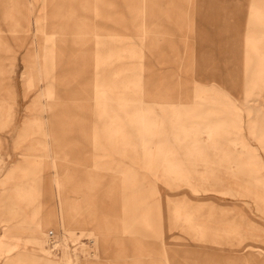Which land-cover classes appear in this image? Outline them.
<instances>
[{
	"label": "rangeland",
	"instance_id": "rangeland-1",
	"mask_svg": "<svg viewBox=\"0 0 264 264\" xmlns=\"http://www.w3.org/2000/svg\"><path fill=\"white\" fill-rule=\"evenodd\" d=\"M0 264H264V0H0Z\"/></svg>",
	"mask_w": 264,
	"mask_h": 264
}]
</instances>
